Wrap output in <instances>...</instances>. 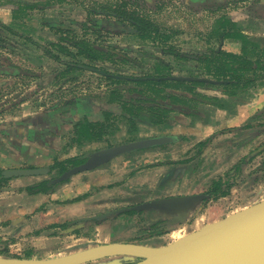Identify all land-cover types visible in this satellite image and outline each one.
Instances as JSON below:
<instances>
[{
  "label": "rangeland",
  "instance_id": "obj_1",
  "mask_svg": "<svg viewBox=\"0 0 264 264\" xmlns=\"http://www.w3.org/2000/svg\"><path fill=\"white\" fill-rule=\"evenodd\" d=\"M22 1H26L27 3L22 5L17 0H0V23L12 31L0 28V32L4 34L5 38L4 42H0V123L11 122L14 119H27L28 116H35V114L42 112H47L57 117H65L71 111V115H73L71 118L65 117V122H63L65 124H62L61 128L55 130L54 148L49 152L39 153V155H42L39 158L44 159L41 162L42 164L47 166V163L50 161L48 166L54 167L59 158L62 161L72 158V156L82 158L85 154L107 147L109 144H122L139 137H151L163 133L180 136V142L185 141L170 146L164 150V154L174 153L175 150L180 149L183 150L179 154L181 156H195L203 153V150L200 153L201 148L198 144L211 138L213 139L212 141H217L212 142L206 149L204 160L198 165V169L196 170V166L194 169L196 171H191L193 166H189L185 176L188 179V188L190 189L187 191L205 192L213 178H218L222 174L227 173L238 162L244 163L247 160L242 173H239L237 178V186L232 189L233 191L229 196L219 198L201 207L195 214L197 220L194 223H186L177 227L175 230L165 234L161 238V241L160 239H156L144 243L146 245L149 244V246L166 245L198 229L202 225L220 220L242 209L246 206L247 202L255 200L258 202V197L264 196V153L255 158L254 156L252 158L249 156L251 152H257L264 145V130L251 128L238 134L236 133L233 136H230L233 132H226L222 135L221 139H218L222 134L219 132L221 134L216 135L214 133L204 139H200V137L189 133L191 131L187 128L191 127L196 121L208 124L207 113L212 115L216 110L209 108V105L205 108L203 107L204 105L202 106L204 109L200 110L199 115H196L200 118L192 117L185 113L177 114L173 118L170 127L166 129H152L150 126L141 124L138 132L127 133L128 129L119 123L117 124L119 130L113 132L112 137H110L111 141L90 144L81 147V149L72 147L69 133H71L72 122L77 120V118H83L87 115L89 119L97 121L105 117V110L114 113L121 112L119 105L109 104L107 101V94L116 85L85 70L75 72L71 77L70 75L56 76L55 72L61 70L63 67L49 58L43 50H40L39 46L32 44L31 41L19 38L15 33L23 34L42 46L49 47V42L57 40L58 35L46 24L63 23L75 30V33L79 37L88 36L96 39L97 35L92 34L94 30L92 27L100 20L85 18L82 11L85 10V6H87V11L90 10L94 13H98L101 10H110V4L113 1L83 0L84 8H79L77 5H73V7L66 6L63 8L65 10L64 14L67 15L66 18H41L34 10V6H31L34 0ZM162 1H165L166 5L160 6L161 9L154 8L151 3L143 0L139 1V7L133 8V5H128L120 6L117 9L122 11L151 12L153 17L141 19L151 25L149 28L158 29L163 34L162 38L171 35L172 45L178 51L185 54H195L197 57H202L210 47H222V49L227 51L238 48L237 45H232L229 41L223 42L220 45L216 41H214L213 45L207 44L209 33L222 17L226 16L233 22L245 25V21L247 20H243L241 17L248 14L258 19L257 22L250 20V23H252L250 29L264 32V0H217L215 5H210V10L206 4H188L189 0ZM114 4L116 3L114 2ZM117 5L121 4L117 3ZM101 6L103 8H100ZM50 11L51 14H54L57 9H50ZM81 13L82 16L80 15ZM101 29V32L106 35L108 30L105 28ZM124 31L123 29L122 32ZM13 32L15 33L13 34ZM113 37L111 40L105 39V42L108 41L109 43L121 46L125 50L127 49L126 54L138 63V65L121 66L118 68L121 74L146 76L171 73L173 76L179 77H188L190 74H201L193 70L194 67L189 66L190 64L185 65L183 63L179 65L178 63L180 62L175 61L173 56L162 54L163 51L165 52L169 48V42H167L168 44L165 43L168 47H162L164 43L162 44L160 41H146L138 36L128 35L127 33L122 34L117 32L113 34ZM53 53L55 55L59 54L62 57V54L59 52ZM160 60L171 64L172 68L169 70L163 68L162 62L159 63ZM205 92L213 95L211 93L216 91L205 90ZM66 108L70 110H66ZM203 112L206 113V118L203 117ZM156 154L158 155L159 151L152 150L125 155L118 159L117 162L126 161L134 163L133 165L136 164L137 167L144 164L147 165L149 161L153 160H155V164L160 163L158 161L160 158ZM54 155H56V159L53 157ZM143 155L146 156L141 159ZM250 159L253 160L251 161ZM259 166H261V169L257 170ZM71 167L73 166L69 165L68 169ZM55 170L56 173L54 172L48 176L31 177L28 179L33 182L46 181L59 175V169ZM194 182L198 183L196 188L200 187L199 190L191 189ZM92 188H94V191H98L100 187L95 185L90 189ZM100 193L102 194L99 195L101 198L99 206L103 213L96 216L118 209L120 208L119 205L123 207L122 204L116 203V199L119 198L118 192L102 191ZM139 202L142 203V201ZM139 202L135 201V203L140 204ZM130 204L134 205L133 203ZM142 217L143 215H126L125 213L111 216L107 218L111 223L106 222L102 224V228H100L102 231L99 236H96L97 232H95V228L97 224L93 223L94 220H90L92 224H87L83 228L75 227L73 229L72 224L79 222L70 223L68 228L65 229V231L69 230L70 232L68 234L69 239H67L69 249L67 252H75L100 245L105 241L111 243L114 241L135 243L133 241L136 240L137 235L146 233L148 229L145 228H148L151 224L150 221L145 222L144 220L139 223L138 221ZM131 219L134 220V223L128 224L131 222ZM115 220L116 222H114ZM71 228L73 231L79 229L80 233H73Z\"/></svg>",
  "mask_w": 264,
  "mask_h": 264
},
{
  "label": "crops",
  "instance_id": "obj_2",
  "mask_svg": "<svg viewBox=\"0 0 264 264\" xmlns=\"http://www.w3.org/2000/svg\"><path fill=\"white\" fill-rule=\"evenodd\" d=\"M242 17L241 19L247 20L243 32L254 37L259 50L264 49V32L250 29V25H252L250 20L257 22L258 19L248 14ZM227 41L232 45H237L238 48L225 51L241 53L240 43ZM211 94L219 96L222 103L227 104V107L220 108L210 105L209 108L216 110L212 113L213 116L207 113L208 124L196 121L187 128L191 131L189 133L200 137V139L214 133L216 135L222 133L218 138L221 139L224 131L233 132L230 136L245 131L244 127L251 119L264 110V79L255 88L248 92H238L235 96L223 95V92L219 93V91ZM203 117L206 118V114ZM17 123L18 119L0 123V169L3 171L47 167L50 161L47 166L42 164L44 159L39 158L42 156L39 153L49 152L54 148L56 132L50 131L39 123L37 128L36 126L29 127L38 131L37 140H33L23 134V131L18 133ZM23 129L25 130V127ZM182 151L178 149L170 154L178 156ZM146 155H143L141 159ZM53 157L56 159V155ZM120 158L114 159L107 166L75 175L61 184H49L48 187L52 188L47 193L29 192L27 188L42 183V180L40 182L29 180L28 178L31 177L5 179L6 181L2 183L0 181V256L44 260L71 253V251L67 252L69 250L67 239H69L70 232L69 230L65 231L61 226L82 220L90 221L91 218L103 213L99 206L101 204L99 195L102 194L100 193L102 191L118 192L119 198L116 199V203L122 204V206L167 194L163 190L167 184L161 182L167 172L165 168L147 169L143 165L137 167L136 164L133 165L134 163L126 161L117 162ZM46 181L43 180V182ZM188 184V179L184 177L181 182L176 181L168 193L189 192L187 191ZM95 185L100 187L98 191H94V188L90 189ZM196 185L198 183L194 182L191 189L199 190L200 187L196 188ZM263 199L264 196L261 195L257 201ZM251 202H247L245 205H251L256 200ZM119 206L121 207V205ZM101 226H96V236L100 235ZM157 239L161 241L160 237ZM106 243L111 242L105 241L103 244Z\"/></svg>",
  "mask_w": 264,
  "mask_h": 264
},
{
  "label": "trees",
  "instance_id": "obj_3",
  "mask_svg": "<svg viewBox=\"0 0 264 264\" xmlns=\"http://www.w3.org/2000/svg\"><path fill=\"white\" fill-rule=\"evenodd\" d=\"M129 22L136 36L146 41H160L162 44L169 42V48L165 50V53L173 56L175 61L180 62L178 63L179 65L183 63L185 65L190 64L189 66L194 67L193 70L201 74H190L188 76L194 80L166 79V77L173 76L171 73H168L145 76L155 77L154 79L147 78L129 81L120 79L114 81L113 83L116 87L107 94V101L111 104H118L122 113L119 116L108 113L107 119L103 122L79 121L75 125L73 133L75 135L73 146H82L84 140L98 142L107 141L111 139L110 137H112L114 131L119 130V126L117 125L119 123L128 129L127 133L138 132L141 124H150L152 126L162 125L169 128L173 118L177 114L180 115L185 113L186 115L197 117L196 115L200 114V110H203L208 105H215L220 108L227 107V104L224 102L222 103L219 96L209 95L205 90H214L223 92V95L235 96L238 92H248L255 88L257 84L264 79V49L262 48V50H259L254 37L246 35L243 32L245 30L244 25L236 23L235 21L233 22L226 16L217 21L215 27L209 33L207 44L213 45L214 41H216L220 45L230 40L233 43L241 44V53L227 52L223 50L222 47H210L202 57H197L195 54H185L178 51L175 46L172 45L171 35L162 38L161 36H163V34H161L158 29L149 28L151 25L141 19H132L129 20ZM0 28L11 31L1 23ZM15 35L19 34L15 33ZM3 37L4 34L0 32V42H4ZM54 44L55 43H53V45ZM164 44L162 47H168ZM54 46L60 54H70L69 50L61 43ZM74 46L80 47L79 53L81 55L87 52L90 53V48L83 47L80 43L74 44ZM45 52L47 55L49 53L52 55L48 50ZM53 57L57 61L62 62V60H60L61 56ZM162 64L165 69L169 70L172 68V65L167 62H163ZM68 67L76 69V67L70 65H68ZM60 74H63V72ZM197 79H209L225 83L218 85ZM202 106L204 108H202ZM203 113L206 114L205 112ZM115 121L117 122L114 123ZM244 128L264 130V110L253 117ZM207 143L208 140L198 145L200 148H203ZM261 153H264V151ZM80 163V160L70 158L64 161H58L56 166L52 167V170L59 169L58 173L62 174L64 171L68 170L69 165L75 166ZM1 171L0 169V174ZM5 181L4 179L1 183ZM47 183V181L42 182L27 189L31 193H47V191L52 188L48 187ZM232 186L230 182L223 183L222 178H219L214 184V195H216V197L227 196ZM125 214L148 216L146 213L142 214L135 211L126 212ZM142 220L143 219H141V221ZM141 221L139 220L138 222L140 223ZM94 222L98 224L102 221ZM76 224L70 226L74 227L73 229H75V227L83 228L90 223ZM68 226L69 224H64L61 227L62 229H66ZM179 226L181 225H165L158 222L148 227L154 229V231L147 234L161 235L173 231ZM78 230L79 229L74 230L73 233H80Z\"/></svg>",
  "mask_w": 264,
  "mask_h": 264
},
{
  "label": "water",
  "instance_id": "obj_4",
  "mask_svg": "<svg viewBox=\"0 0 264 264\" xmlns=\"http://www.w3.org/2000/svg\"><path fill=\"white\" fill-rule=\"evenodd\" d=\"M154 79V78H152ZM192 80L188 77H166ZM213 84H222L204 80ZM176 135L141 139L95 151L88 159L52 180L51 185L68 181L73 176L103 166L113 159L139 150L177 142ZM260 148L252 155L263 150ZM49 167L3 170L0 181L18 177L50 174ZM209 196L193 194L156 199L132 207L110 211L90 220L101 221L126 212L157 211L179 215L174 223L186 224V213ZM88 221V220H85ZM264 264V199L237 210L224 218L207 223L166 245L149 246L135 243H106L71 252L51 259H24L0 256V264Z\"/></svg>",
  "mask_w": 264,
  "mask_h": 264
},
{
  "label": "flooded vegetation",
  "instance_id": "obj_5",
  "mask_svg": "<svg viewBox=\"0 0 264 264\" xmlns=\"http://www.w3.org/2000/svg\"><path fill=\"white\" fill-rule=\"evenodd\" d=\"M20 4H24L27 3L26 1H22V0H17ZM113 2H111L112 4H110V10H101L98 13H94L93 11H90L86 9L87 6H85V10L82 11L83 13V17L87 18V19H98L100 21H97L95 23V26H93L92 28L94 29L92 34L97 35L96 39H93L91 37H79L78 34L75 33V30H73L71 27L66 26L63 23L60 24H54L52 25L51 23L46 24L49 28L53 29L55 31V33L58 35V39L57 40H52L51 42H49V47H45L42 46L41 44L35 42L34 40H31L30 38H27L26 36H24L23 34H19L16 36H19V38L23 39V40H27V41H31L32 44H35L37 46H39L40 50H43L44 52L46 50L50 51L52 53V55H50V53L47 55L49 58L53 59L56 63L60 64L63 68L61 70H57L55 72L56 76H69L71 77V75L73 73H77V72H81L83 70L87 71V72H91L92 74L97 75L100 78H103L105 80H107L108 82L114 84V81L120 80V79H124V80H142V79H147V78H155V77H145V76H136V75H125V74H121V72L118 71V68H120L121 66H130L133 64H137L138 63L132 59L129 55H127V49H123L121 46H118L117 44H112L109 43L108 41L105 42V39L111 40L113 39V34L114 33H127L128 35H132V36H136L135 33L132 31L133 29L130 27V22L129 20L132 19H146L148 17H153V15L151 14V12L149 11H145V12H141V11H125V10H119L117 9L120 6H128V5H133V8L139 7V1L140 0H111ZM145 2H149L151 3L154 8H158L161 9L160 6H164L165 1L161 0H143ZM217 0H192L188 2V4H206L208 5V9L210 10L211 6L210 5H215V2ZM83 0H34V3H31V6H34V10L37 12V15H39L41 18H52V17H58V18H66L67 15H65V10L63 9L66 6L69 7H73V5H77L79 6V8H82L84 3ZM114 2L116 4H114ZM117 3H120L121 5H117ZM43 4V5H42ZM84 8V7H83ZM100 8H103L102 6ZM50 9H57L56 13L51 14ZM158 11V10H156ZM82 13L80 14L82 16ZM128 25V26H127ZM105 28L107 31V34H103L101 32V28ZM125 30L124 32H122V30ZM92 30V29H91ZM100 30V32H99ZM11 32V31H10ZM15 33V32H13ZM3 40L5 41V38L3 37ZM63 40V41H61ZM53 43L56 44H62L64 45L70 52L69 55H62V57L60 58V60H62V62L57 61L53 56H59V54H54L53 52H58L56 50V47L53 45ZM80 43L81 46L86 47V48H90V53H85L84 55H81L79 53V46H74V44ZM46 53V52H45ZM47 54V53H46ZM162 54H166L164 51L162 52ZM163 63L165 62L164 60H160L159 63ZM70 63V64H68ZM68 65L72 66V67H76V69H71L68 67ZM61 72H63V74H60ZM173 77V76H170ZM179 77V76H178ZM113 80H112V79ZM191 78V77H188ZM192 80H194L193 78H191ZM197 80H209V79H197ZM214 81V80H211ZM113 88H111L110 90H112ZM111 104V103H109ZM114 104V103H113ZM118 105V104H117ZM78 106V105H77ZM75 108V107H74ZM120 108V106H119ZM121 109V108H120ZM66 110H70L68 108H66ZM109 110H105L104 112V118L102 120H91L88 118V116H84L77 118V120H75L74 122H72L71 124V133L70 134V140H71V146L81 149V147L90 145V144H95V143H104V142H98V141H89V140H84L83 141V145L78 147V146H73V139L75 137L74 130H75V125L79 122V121H90V122H103L107 119V114H113L114 116H119L122 113V110L120 113H114V112H108ZM66 112V111H65ZM71 111H69V113H67V116L69 118H71L73 115H71ZM66 115V114H65ZM65 116V117H67ZM64 116L62 117H57V116H53L50 113L47 112H42V113H38L35 114V116H28L27 119L22 118L21 120H18L20 122L17 123L18 126V133H20V131H23V134H25L26 136L30 137L33 140H37L38 135V131L36 132L33 129H30L29 127L31 126H38L39 123H41L44 127L48 128L50 131H55L58 128L62 127V124H65L63 122L64 121ZM145 126H150L152 128L155 129H166L167 127H164L162 125H157V126H152L150 124H143ZM28 126V128H27ZM25 127V130L23 129ZM141 127V125L139 126V128ZM27 129V130H26ZM227 131H224L223 133H226ZM169 135H173V134H167V133H163V134H159V135H155V136H151V137H139L136 139H132L128 142L125 143H129V142H133V141H137V140H141V139H146V138H154V137H160V136H169ZM177 136V135H176ZM179 137V140L177 142H173V143H169V144H164V145H160V146H155V147H151L149 149H143V150H139L136 151L135 153H141V152H147V151H159V154L157 155V157L160 158V163H154L155 160L153 161H149V164H144L143 166H145L147 169H155V168H165L167 170L166 175L163 176L162 178V184H165L164 182H166V186L163 188L164 192H166L167 194L159 196V197H155L152 199H149L147 201H142V203L148 202V201H152V200H156V199H162V198H169V197H175V196H184V195H193V194H204L209 196L206 200L200 202L199 204H197L191 211H189L188 213H186V223L188 224H192L195 222L196 216L195 214L197 213V211L200 210L201 207L206 206L208 203L213 202L215 200H218L219 198L222 197H226V196H219L216 197V195H214V184L215 182L219 179L222 178V182L223 183H227L230 182L233 186L230 189V193L233 191L232 189L237 186L236 182H237V178L239 176V173H242L243 171V167L246 164V161L244 163L242 162H238L237 164H235V166L229 170L227 173L222 174L221 176H219L218 178H213V180H211L210 185L208 186V189L204 192H197V191H193V192H177V193H168L169 190L171 189L172 185L176 182V181H182L184 179V177L187 174L188 171V167L189 166H193V170L196 167V170L198 169V165L201 163V161L204 160V152L206 151V149L211 145V143L213 142V139H206L208 140L207 143V147H203L201 148L200 153L203 150V153L201 155H193V156H173L170 153L169 154H164L163 152H165L164 150L168 149L170 146L174 145V144H178V143H182L185 142L184 140L182 142H180L181 137ZM204 140V141H206ZM111 141V140H110ZM203 141V142H204ZM122 143V144H125ZM201 143V142H200ZM209 144V145H208ZM120 145V144H117ZM112 146H116V144H109L107 147L104 148H108V147H112ZM264 147L261 146V148ZM101 148V149H104ZM98 149V150H101ZM96 150V151H98ZM264 151V148L263 150ZM261 151V152H262ZM95 152V151H94ZM255 151L251 152L249 154V156L252 158L254 156L257 157L263 153L259 152L256 155H252ZM93 153V152H91ZM85 154L82 158L79 157H74L72 156V158H76L78 160L81 161L80 164L84 163L87 159H88V155L91 154ZM130 153V154H126V155H131V154H135ZM125 156V155H123ZM120 156V157H123ZM119 158V157H117ZM70 159V158H69ZM116 159V158H115ZM114 160V159H113ZM112 160V161H113ZM251 161L253 159H250ZM58 161H62V160H57ZM64 161V160H63ZM112 161H110L109 163L100 166L98 168L104 167L109 165ZM55 162V163H56ZM78 164V165H80ZM76 166V165H75ZM51 169L50 174H53L55 171L52 170L53 166H47ZM72 168V167H71ZM98 168H95L93 170H96ZM261 169V166L258 167L257 170ZM69 170V169H68ZM92 170V171H93ZM194 170V171H196ZM67 171V170H66ZM65 172V171H64ZM63 172V173H64ZM56 173V172H55ZM48 174V175H50ZM48 175H44V176H48ZM61 174H59L58 176H54L53 178L49 179L47 182V186L51 185L52 180L58 178ZM132 175V174H130ZM50 184V185H49ZM61 184V183H60ZM111 188V187H109ZM168 189V190H167ZM230 193L227 195L229 196ZM140 204H142L141 202H139ZM134 205L128 204L126 206L120 207L118 209H114L112 211L115 210H119L122 208H126V207H132L135 205H139L138 203H133ZM110 212V211H108ZM107 213V212H106ZM139 213H146L148 214V216H144L143 215V219L145 222H149L150 221V225L152 224H156V223H160V224H165V225H175L177 223H174L176 220H178L179 215H169V214H164L162 212H157V211H145V212H139ZM145 218V219H144ZM140 219V221H141ZM95 221V220H94ZM101 223H98L100 225L106 223V222H110L111 221L109 219H103L101 220ZM90 223L88 225H91V221H84L82 220L79 223ZM116 222V220H115ZM77 223V224H79ZM95 223V222H93ZM134 223L133 220L131 219V222H129L128 224ZM76 224V225H77ZM97 224V223H95ZM97 226H100L98 225ZM112 225V224H111ZM114 227V226H112ZM120 228V227H119ZM154 229L148 228L146 233H143L142 235L138 234L136 240H134L133 242H135V244H141V245H146L144 243H146L147 241H149V239L154 238L157 239L158 237L162 238L165 234H159V235H148L147 233L149 232H153ZM112 237V235H111ZM114 237V236H113ZM126 243H131V242H126Z\"/></svg>",
  "mask_w": 264,
  "mask_h": 264
},
{
  "label": "bare ground",
  "instance_id": "obj_6",
  "mask_svg": "<svg viewBox=\"0 0 264 264\" xmlns=\"http://www.w3.org/2000/svg\"><path fill=\"white\" fill-rule=\"evenodd\" d=\"M183 237V236H182ZM182 237H180V238H182ZM179 239V238H178ZM175 240H177V239H175Z\"/></svg>",
  "mask_w": 264,
  "mask_h": 264
}]
</instances>
